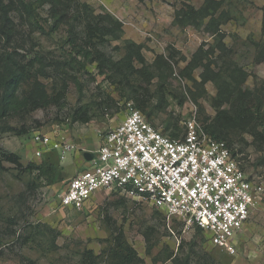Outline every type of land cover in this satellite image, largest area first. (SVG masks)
<instances>
[{
  "label": "rangeland",
  "instance_id": "rangeland-1",
  "mask_svg": "<svg viewBox=\"0 0 264 264\" xmlns=\"http://www.w3.org/2000/svg\"><path fill=\"white\" fill-rule=\"evenodd\" d=\"M204 1L75 0L72 12L87 4L95 17L115 28L114 35L97 40L98 49L114 62L124 58L128 43L142 47L152 80L147 85L145 78L134 79L149 87V95L138 97L146 100L147 120L155 129L166 136L178 129L182 137L193 111L197 128L206 133L204 127L227 111L234 121L224 131L225 141L238 151L247 172L264 182V144L253 133L264 128L238 119L251 101L264 113V0H216L223 3L215 18L221 19L225 49L206 30L210 17L198 26L182 14L187 6L200 10ZM52 24L49 6L41 7L38 0H0V67H18L30 76L18 100H24L35 78L57 99L45 108L23 105L0 122V264H117L107 252L119 232L145 264H171L165 260L172 253L189 264H264V210L246 225L242 251L233 257L210 246L198 229L177 221L169 227L155 208L119 192L98 193L82 211L57 208L67 183L86 168L84 154L98 150L131 100L125 82L111 73L101 75L97 64L76 68L83 60L69 43L70 25L51 32ZM76 30L81 42L83 29ZM80 114L90 122L74 121ZM54 129L73 150L64 159L57 151L36 158L33 131ZM5 154L18 163L5 161Z\"/></svg>",
  "mask_w": 264,
  "mask_h": 264
},
{
  "label": "built area",
  "instance_id": "built-area-1",
  "mask_svg": "<svg viewBox=\"0 0 264 264\" xmlns=\"http://www.w3.org/2000/svg\"><path fill=\"white\" fill-rule=\"evenodd\" d=\"M31 143L36 158L57 151L64 159L74 148L59 129L34 130ZM234 151L200 131L193 111L185 134L173 138L129 102L86 168L67 183L57 208L82 211L98 193L119 192L155 208L169 227L177 221L200 229L210 246L236 257L246 225L264 210V182L247 172Z\"/></svg>",
  "mask_w": 264,
  "mask_h": 264
},
{
  "label": "trees",
  "instance_id": "trees-1",
  "mask_svg": "<svg viewBox=\"0 0 264 264\" xmlns=\"http://www.w3.org/2000/svg\"><path fill=\"white\" fill-rule=\"evenodd\" d=\"M74 2L75 0H38L41 7H44L45 5L49 6V18L53 23L50 30L51 32L58 31L63 24L70 25L69 43L72 49L76 51V55L82 57L83 60L76 61V68L84 70L88 64H97L101 75H108L111 73L121 79V81H124L126 89L128 90V99L133 102L138 110L143 114H146V118L149 119L151 115L147 113L146 100L144 102L140 101V98L138 97L139 95H149V87L143 86L142 83H139V79H137L138 85H136L137 81L134 79L135 77H140L141 79L145 78L147 85L152 80V75L146 72L147 66L142 53V47L130 42L126 46V55L121 61L114 62L109 59L98 49L97 40H103L106 37L114 35L115 28L106 24L104 17H95L87 4L76 5L77 8L75 7V11L72 12ZM222 4L221 1L205 0L204 6L200 10L196 11L194 8L187 6V10H184L182 14L187 19L195 22L198 26L202 23L204 18L210 17V21L206 25V30L209 34L217 36L219 39L218 48L225 49L223 44L224 34L219 29L221 19L218 20L215 18V15L222 7ZM22 7L27 14L34 17L35 11L29 7L28 3L23 2ZM222 16H224V12H221L218 18H221ZM4 19L7 22L9 21L7 15ZM72 21L77 24L72 25ZM109 24L120 26V23L114 20H110ZM77 26L83 29L84 37L81 38V42H79L77 38L78 32H76L77 34L74 33V30L77 31ZM36 28L43 31V28L40 26ZM10 32V28H8L6 35H10ZM260 60H264V49L260 51ZM136 64H139L140 67H137ZM29 79L30 76L27 75L26 71L21 70V68L16 67L15 69H12L9 67H0V89L3 90V96L0 100V122L23 105L27 107L33 106V108L39 109L57 104V99L49 96L45 85L36 78L33 79L32 88L24 100L22 102L18 100L16 96L18 90L22 84ZM249 94L250 93H247L245 96L249 97ZM252 103L253 101H251L250 105L247 106L245 111H243V116L238 117L239 122L264 128V113L261 112L262 106L260 104L255 106ZM74 121L89 123L90 117L87 114H80L74 116ZM233 121L234 118L229 116L227 111H220L213 121L204 127V131L217 141H225L227 135L224 134V131L233 126ZM167 130H170V128H167ZM253 133L256 140L264 144V129L260 132L253 131ZM170 137H179L178 129L173 130ZM233 153L234 155H237L238 151H234ZM4 158L7 162L18 163V159L12 154H5ZM1 164L0 161V168L2 166ZM198 230L202 232L200 229ZM107 253L111 255L113 261L117 264H145L133 248L126 242L122 232L117 234L115 237V245H113ZM168 261H170L171 264H189L186 259L173 253L167 257L165 263Z\"/></svg>",
  "mask_w": 264,
  "mask_h": 264
},
{
  "label": "water",
  "instance_id": "water-1",
  "mask_svg": "<svg viewBox=\"0 0 264 264\" xmlns=\"http://www.w3.org/2000/svg\"><path fill=\"white\" fill-rule=\"evenodd\" d=\"M84 157H85L86 161H90L91 158H92V155H91L90 152H87V153L84 154Z\"/></svg>",
  "mask_w": 264,
  "mask_h": 264
},
{
  "label": "crops",
  "instance_id": "crops-1",
  "mask_svg": "<svg viewBox=\"0 0 264 264\" xmlns=\"http://www.w3.org/2000/svg\"><path fill=\"white\" fill-rule=\"evenodd\" d=\"M87 166V165H86Z\"/></svg>",
  "mask_w": 264,
  "mask_h": 264
}]
</instances>
